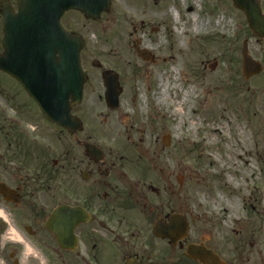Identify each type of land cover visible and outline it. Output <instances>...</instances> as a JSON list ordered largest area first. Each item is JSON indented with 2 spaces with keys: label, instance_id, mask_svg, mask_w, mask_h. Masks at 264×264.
<instances>
[{
  "label": "rangeland",
  "instance_id": "obj_1",
  "mask_svg": "<svg viewBox=\"0 0 264 264\" xmlns=\"http://www.w3.org/2000/svg\"><path fill=\"white\" fill-rule=\"evenodd\" d=\"M110 3L98 22L74 11L63 18L64 26L85 41L81 63L88 80L73 114L94 134L107 159L162 167L167 180L182 184L179 209L190 222L204 224L206 231L216 223L224 230V243L240 245L236 255L241 264H264V39L251 32L230 0ZM172 8L178 11L177 21ZM147 9L165 13L149 17ZM194 21L201 25L197 30ZM244 41L262 64V71L247 79L242 74ZM135 46L148 49L154 60L137 56ZM93 60L119 77L122 93L116 109L105 106ZM159 76L170 86L164 104L155 100ZM185 91L189 95L179 104ZM19 105L26 113H17ZM1 114L33 134L43 131L40 143L59 151L52 125L0 72ZM213 128L221 132L214 134ZM205 140L213 141L211 147L202 148ZM260 232L262 244L256 243Z\"/></svg>",
  "mask_w": 264,
  "mask_h": 264
},
{
  "label": "flooded vegetation",
  "instance_id": "obj_2",
  "mask_svg": "<svg viewBox=\"0 0 264 264\" xmlns=\"http://www.w3.org/2000/svg\"><path fill=\"white\" fill-rule=\"evenodd\" d=\"M16 34L0 8L1 53ZM100 78L104 88L102 73ZM21 106L17 113H26ZM52 127L57 153L40 143L43 131L33 134L0 115V264H202L188 256L189 246H196L195 255L211 251L223 264H241L240 245L224 243L222 228L211 223L206 231L180 211L182 184L167 180L162 167L117 164L105 155L94 159L86 144H98L84 125L76 135ZM173 214L188 221L184 238L154 232Z\"/></svg>",
  "mask_w": 264,
  "mask_h": 264
},
{
  "label": "water",
  "instance_id": "obj_3",
  "mask_svg": "<svg viewBox=\"0 0 264 264\" xmlns=\"http://www.w3.org/2000/svg\"><path fill=\"white\" fill-rule=\"evenodd\" d=\"M17 12H13L8 0H0L1 12L6 25L17 30L6 43V55L0 54V70L18 80L25 92L37 103L45 118L66 128L71 133L82 128L78 118L71 114L74 105L80 103L86 77L80 65V50L84 42L77 33H69L60 24L66 10L82 11L86 17L99 20L102 11L109 9V0H16ZM235 7L243 11L249 28L264 38V14L259 0H232ZM20 34V37H17ZM13 38V40H12ZM16 40V41H15ZM20 44L27 46L29 62L18 50ZM17 46V48H16ZM17 49V50H16ZM137 54L147 58V51L136 48ZM97 61L93 65L98 66ZM261 64L254 61L243 48V73L245 77L258 74ZM104 99L109 108L118 105L120 92L117 75L104 71ZM88 153L100 158L102 152L94 145H87ZM187 224L179 215H171L170 223L161 232L155 233L174 238L185 236ZM188 253L203 264H216L215 257L195 255L193 248ZM198 256V257H197Z\"/></svg>",
  "mask_w": 264,
  "mask_h": 264
},
{
  "label": "bare ground",
  "instance_id": "obj_4",
  "mask_svg": "<svg viewBox=\"0 0 264 264\" xmlns=\"http://www.w3.org/2000/svg\"><path fill=\"white\" fill-rule=\"evenodd\" d=\"M188 9L190 10L192 8L189 7ZM171 11H172V13H173V15L175 17V21H177L178 11L176 9H173V8L171 9ZM164 13L165 12L159 14V13H156L155 11H152L151 9H147L146 13H145V16L147 15L149 17H152V16H156V17L158 16L159 17V16H162ZM193 25H194V28L196 30L201 26L200 24L196 23L195 21H194ZM172 59H174V57H172ZM174 70H175V73H176V69H174ZM159 89L160 90H159L158 96L155 99L156 100V104H164L166 102V97H168V92H169L170 86H169L168 81L164 80L162 78V76H159ZM188 95H189V92L185 91L183 93L182 100H181V102H179V104L184 102L186 100V98L188 97ZM222 117H224V116H222ZM194 126H195V123L191 122L190 123V127L193 128ZM212 131L214 132V134L221 132L219 128H213ZM205 142L202 144V148L211 147V145L213 143L212 140H205ZM213 161H215V163L218 164V162H217L218 160L217 159H215V160L213 159Z\"/></svg>",
  "mask_w": 264,
  "mask_h": 264
}]
</instances>
